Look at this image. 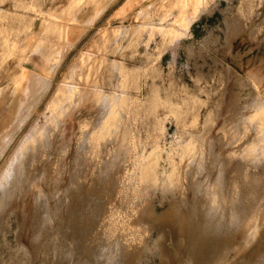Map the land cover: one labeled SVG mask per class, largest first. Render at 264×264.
Returning a JSON list of instances; mask_svg holds the SVG:
<instances>
[{"label": "rangeland", "instance_id": "obj_1", "mask_svg": "<svg viewBox=\"0 0 264 264\" xmlns=\"http://www.w3.org/2000/svg\"><path fill=\"white\" fill-rule=\"evenodd\" d=\"M196 1L200 0H182L179 4L178 0H0V32L10 38L18 52L5 60L0 71V90L11 91L7 102L12 103L19 96L22 70L28 69L27 78L34 70L45 75L37 79V85L39 82L43 85L39 93L36 91V97L30 96L33 98L28 97L27 103L24 102L21 129L12 135L0 157V176L25 137L36 127L44 126L49 115L48 105L58 89L66 91L79 84L86 93L68 104L61 126L53 135V144L62 152L57 158L53 153L50 155L47 166L51 165L54 171L41 174L25 191L28 217L34 194L39 192L46 200L42 208L53 211L52 219L44 224L42 234L29 230L28 222L27 233L24 231L21 235L18 217L22 214L16 210L19 204L16 198L9 208L15 211L10 215V227L0 234V264H107L111 247L121 239V232L117 229L110 232L105 227L107 220L123 209L120 200L113 205L77 207L73 201L78 197L71 194L88 193L87 184L93 178L113 180L121 175L124 165L132 167L136 157L148 169L151 167L148 180L139 181L142 185L136 190L139 207L135 215L144 239L131 246L120 244L112 264H179L178 258L171 260L168 255L185 246L181 235L182 220L189 214L185 199L191 200L193 192L183 187H188L195 178L217 186L222 200L234 197L250 202V212L242 223V236L235 238L237 244L223 264L256 263L257 253L251 250L264 237V120L254 117L257 108L264 105V0H205L195 14ZM184 15L194 16L193 22L188 33L174 44L160 27H177ZM118 28L121 30L115 34ZM115 62L123 63L133 74L127 90L132 105L122 116L125 118L122 128L135 138L136 148L134 156L119 166L118 174L114 169L109 170V164L106 175H93L101 154H92L87 144L82 145L81 125L88 121L87 134H90L103 119L104 108L88 91L93 87L107 94L114 91L121 79L116 71H110ZM90 70L93 72L87 77ZM256 94L259 98L254 101ZM232 126L236 127L232 129ZM192 138L197 139L199 146L212 148L213 160H218L215 173L198 174L191 158H181L177 153ZM119 145V139L102 141L101 153L118 150ZM136 176L139 178L140 173ZM170 178L175 181V187H167ZM209 192H204V204ZM95 197H86V200L105 201L103 197ZM73 209L85 217L95 215V220L89 226L73 225L72 213H69ZM199 209L206 211V205ZM172 215L175 221L170 225L167 220ZM218 220L216 225L220 226L221 218ZM46 230H50L49 235L58 249L54 246L45 249L44 243L51 242ZM52 232L55 233L52 235ZM36 244L39 247L42 244L41 248Z\"/></svg>", "mask_w": 264, "mask_h": 264}, {"label": "bare ground", "instance_id": "obj_2", "mask_svg": "<svg viewBox=\"0 0 264 264\" xmlns=\"http://www.w3.org/2000/svg\"><path fill=\"white\" fill-rule=\"evenodd\" d=\"M172 2H170V4ZM179 3H182V0L181 1L178 0V4ZM204 3H205V0H200L198 2L196 1L195 8H194L195 14L199 11V9H201V7L204 5ZM166 4L168 5V3H166ZM182 5H184V2ZM31 8H33V7H31ZM179 9L181 12V8H179ZM167 10H168V8H167ZM162 14H163V12H162ZM179 15H180V13H179ZM186 15H187V13H186ZM193 18H194V16L187 18L184 15L180 18L179 26L176 27L174 25L175 27L174 26L166 27V26L161 25L160 28L163 29L162 31L166 35L169 36V38L171 39L172 42H174V44H177L178 40L183 35L188 33L190 26H191V23L193 22ZM175 20H176V17H175ZM52 26H53V24H52ZM47 28H49V27H47ZM157 28L159 29V24H158ZM120 30H119V28L115 29L114 33L118 34V32ZM106 31H107V29H106ZM106 31H105V33H106ZM103 34H104V32H103ZM5 35H3V33L0 32V46L3 47V50L0 49V55H1L0 71L4 67L3 63L5 62V60H7L11 56L17 55V53H18L16 51V45L10 40V38L7 35L6 36ZM104 35H106V34H104ZM30 39L31 38H29V40ZM72 42H74V41H72ZM42 43L43 42L41 41L39 43V46H41ZM60 44H62V43H60ZM64 47H66V46H64ZM66 51H67V49H66ZM66 51L64 50V52H66ZM87 51H89V49H87ZM87 54H89V53L87 52ZM61 56H62V53H61ZM257 56H258V54H257ZM86 57H84V58H86ZM53 58L55 59L54 56H53ZM95 58H97V57H95ZM116 58H117V56H116ZM23 59H25V57H23L21 59V61ZM32 59H34V58H32ZM121 62L124 63V61H121ZM121 62L113 63L111 65V68H110V71L112 73L114 71H116L121 77L119 83L116 85V88H114L113 92L110 91L111 93L107 94L99 87H96V88L93 87L88 91L89 93H93V97H94L96 103H98V104L100 103L102 105V107L104 108V113H105L103 119L100 120L101 121L100 124L97 127H95V129L92 132H90V134L89 133L87 134L89 122L85 120V121H83V123L81 125V139H80V141H81L82 145L87 144L89 149L93 151L92 154L95 152H100V154H101L100 155L101 159L98 163V167H95L93 169V172H92L93 175H97L99 173L100 175L103 176V175H106V173H108L109 170H113V169H114L115 173L118 174L119 173V166L121 164L128 162L129 158H132V156H134L133 150L136 148V145L133 144L135 142L134 141L135 138L131 135V133L129 134L127 129L122 128L123 126H125L124 125V119L125 118H122V116L124 114H126L129 106L132 105V103H131L132 97H130V93L129 94L127 93V90L129 88V84L131 83V80H133V74L131 72H129L127 70V67ZM10 63H11V61H10ZM55 63H53V66L55 65ZM77 63L79 64V62H77ZM74 65H77V64L75 63ZM52 68H54V67H52ZM27 70L28 69L21 71L22 75H23L22 76L23 77L22 78L23 79L22 80L23 86L20 90L18 89L19 90L18 91L19 96L12 103L7 102V100L9 99V96L11 94V91L8 90L6 92H2V90H0V157L2 156L1 154H3L2 152H5L3 150H4V148L7 147L6 146L7 143H9V141H11L10 139H11L12 135L23 124V120L21 119L22 109L24 108L25 104L27 103L26 101L28 100V97L29 98H30V96L36 97V93L39 91V89H41L40 85H43V84H40L41 82H39V81H38L39 83L37 85V79L43 78L45 76L44 73H41V71H35L34 70V71L30 72V78H27V77H25V75L28 74ZM30 71H31V69H30ZM84 72H85V70H84ZM92 72L90 70V73L87 74V77ZM70 73H71V71H70ZM48 74H49V72H48ZM68 75H70V74L68 73ZM0 77H2L1 73H0ZM90 78H91V76H90ZM19 79H20V76H19ZM33 80H35L36 82ZM86 82H87V80L84 81V83H86ZM114 82H115V80H114ZM80 84H82V83H80ZM62 86H63V83H62ZM68 86H70V85H68ZM68 86H66V87H68ZM42 88H44V86ZM84 93H85L84 88L82 86H80L79 84H74L72 87H69L68 90H66V91L61 89V88L58 89L56 94L54 95V98L52 99V101L48 105L49 115L46 116L44 126L42 128L36 127L34 129L33 133L31 132V135L28 134V135H30L28 138L25 137L24 142L19 147L17 152L15 151L16 153L14 154V156L12 155L13 158L12 157L10 158L12 160L9 161L8 166L6 165L4 172L1 173V176H0V234H1V232L4 231L3 229L6 230V229H8V227H10V225H9L10 215L15 211H14V209L10 210L9 208H10V206H12V204L14 203V200L16 198L19 199V204L16 205V210H20V213L22 214V217L20 216L21 218L18 217V222H19L20 227H21V235L24 231H25V233H27L26 228L28 227V225H27L28 222H30L29 223V230L31 229V230H34L35 232L41 231L40 234H42V230H43L42 227L45 226L44 224H46L50 218L52 219L51 214L53 211L51 212V211H48L47 209L45 210L44 208H42V206H44L46 204L45 203L46 200L44 201L42 199L44 197V195L40 194L39 192H36L34 194L33 208L30 211L31 215L28 217V211H26L27 210V208H26L27 203L25 204V199H26L25 198V191L29 185L33 184V182L36 178L41 176V174L51 173L54 171L51 168L52 167L51 165L47 166L50 155L53 153L54 157L57 158L58 156H62V152L60 150H58L57 146H55L53 144V135L61 126L62 117L64 115L65 110L67 109L68 104L72 103L73 100L78 99ZM139 94H141V93L139 92ZM31 98H33V97H31ZM258 98H259V96L256 94V98L254 101L258 100ZM139 99H140V97H139ZM35 100L37 101V99H35ZM21 102H22V104H21ZM24 102H26V103H24ZM261 103H262V101H261ZM89 105H90V103H89ZM75 108H76V106H75ZM81 109H83V108H81ZM89 109H90V107H89ZM254 110H256V109H254ZM77 111H78V109H77ZM87 111H88V109H87ZM84 114H85V112H84ZM25 115H28V114L26 113ZM73 115H75V114L73 113ZM85 115H87V114H85ZM254 117H258L261 120H264V105L263 104L261 106H259V108H257V111H255V113H254ZM26 118H27V116H26ZM127 122H128V120H127ZM239 122H238V125H239ZM78 124H79V122H78ZM234 124L237 125V123H234ZM233 127H236V126H232V129H233ZM31 130H33V129H31ZM60 131H62V130H60ZM118 136H120V137H118ZM13 139H14V137H13ZM107 139H114V140L119 139V141H120L119 149L117 148L118 150L106 151L104 154H102L101 153L102 151L100 150V148L103 147V146H101V142L105 141ZM103 149H104V147H103ZM211 149L207 150V148L202 147V145L199 146L197 144V139L192 138L190 141L188 139V142L184 146H182L180 148V151H178L177 153L179 154V156L181 158H185V157L191 158L192 164H195L196 165L195 167H197L198 174H201V173H207V174L212 173L213 174V173H215V171L217 169L216 164L218 163L217 162L218 160H215L217 162V163H215V161L213 160V153H212ZM214 157H216V156H214ZM109 164H111V167L108 170V168L106 166ZM115 166H118V168ZM139 166H141V167L139 168ZM218 166H220V163ZM47 167H49V168L47 169ZM150 168L148 169L147 166H144V164H142L140 162L139 157H136L132 161V167H130V164L127 166L124 165L123 172L121 173V175L120 176L116 175L117 177L113 178V180H110V178L108 179V178H103V177L102 178L101 177L100 178H93V179H91L92 181H89V183L87 184L88 193H86L84 195L83 194H79V195L77 194V196L75 194H71L72 197H75V198L78 197L76 199V201L75 200L73 201V205L77 206V207L82 206V205L84 206L87 204L89 206L90 205H98V206L99 205H113V203H115L117 200H120L121 206H123V209L118 212L117 216H111L107 220L106 227H105V228H108L110 232H112L116 229L121 232V235H120L121 239L116 241V243H113V246L115 248L113 246L111 247V252L109 253V258H107V260L105 261L107 264H112L113 254H114V252L118 251L117 248L120 246V244L122 246H126L125 244L127 243V244H129L127 246H131L133 244V242L139 243L140 241H142L144 239V234L141 230V226L138 224V221L136 220L137 217L135 215V212L137 211V209L139 207V195H138L136 190H138L137 186L140 185L138 183L139 181L148 180V173L150 172ZM138 170H139V172H138ZM218 170L220 171L219 167H218ZM137 173H140L139 178H138V176H136ZM218 174H220V173H218ZM47 176H49V175L47 174ZM206 183L204 184L198 178H195L194 181L191 182V184H188V187H186V188L183 187L184 189H191L193 192V197L191 200L185 199L186 205L189 209L188 216L182 220L184 225L182 226V234L181 235L184 238L183 244H185V246H184V248H182V247L179 248L177 253H173L170 256L168 255V257L171 260L178 258V260L180 261L179 264H223V262L226 263L227 254H229L230 253L229 251L234 249L233 247L237 244L235 241V238L238 235H240V237L242 236L241 235V230H243L242 229V227H243L242 223L247 219L248 212H250L248 210V208L250 206L249 201H244V199L234 198V197L232 200H228L227 198L222 200L219 196L218 189H216L217 186H215L214 184H211L209 182L207 184ZM141 185H140V187H141ZM167 187H169V188L175 187V181L172 178H170ZM36 188H37V186H36ZM204 189L210 191L209 194L208 195L206 194L207 196H205V197L209 196L207 202L204 201L205 204L202 202V198L204 197V194H205ZM203 190H204V192H203ZM140 191H141V189L139 190V192ZM30 195H31V193H30ZM95 196H97V198L103 197V198H105V201H103V200L102 201H96V200L88 201L89 199L86 200V197L96 198ZM204 199L206 200V198H204ZM29 202H32V201L30 200ZM42 204H44V205H42ZM198 205L201 206L202 209L206 205V211H204V209L200 210L201 208L198 210V207H199ZM70 206H72V205H70ZM74 206H72V207H74ZM238 206H240V209L238 208ZM69 213H72L70 220L72 221L73 225L81 224V223L90 225L95 220V215L90 214V215H88V217H85V216H82L80 214V212L76 209L74 211H70ZM220 213L222 214V216ZM64 214H65V212H64ZM76 214L78 216L74 217V215H76ZM54 217L57 220H59V218H57L56 215ZM66 218H68V217H66ZM218 218H221V221H222V224H220V226L216 225ZM60 221L64 222V219L63 220L61 219ZM66 221H67V219H66ZM167 221L171 225L175 221L173 215L171 217H169V219ZM84 227H86V226H84ZM62 228L63 227H61V229ZM74 229H75V226H74ZM78 230H79V228H78ZM46 232L49 235L50 230H48V231L46 230ZM46 232H45V234H43V236L46 235ZM25 233H24V235H25ZM53 233H55V232H52V235H53ZM61 233H63V231H61ZM243 233H245V236H246V232H243ZM32 234H33V232H32ZM46 237H45V240H46ZM48 237L49 238L51 237V242L44 243L45 249L46 250L50 249L53 246L55 248H57L58 244L55 243V240L52 241L53 237L51 236V234ZM71 238H72V235H71ZM33 239H32V241H33ZM42 240H43V238H42ZM246 240L247 239H245V243L246 242L249 243V240L248 241H246ZM257 240H258V238H257ZM56 241H58V240L56 239ZM110 242H112V241H110ZM62 243H64V242H62ZM251 243H253V242H251ZM33 245H35V244H33ZM38 245H40V244H38ZM38 245H37V247H39ZM41 246H42V244H41ZM41 246L39 248H41ZM59 246H61V245H59ZM62 246L64 247V245H62ZM246 247L248 250V245ZM67 248L69 249V247H67ZM59 249H61V248H59ZM36 250H38V249H36ZM139 250H141V248ZM251 251L253 253H257V260H256L255 264H261V263L264 264V237H262L261 241L258 242L257 245ZM167 254H169V253H167ZM248 260H249V262H252V261H250V259H248ZM227 262H229V260H227ZM232 262L230 264H232ZM234 263H235V261H234Z\"/></svg>", "mask_w": 264, "mask_h": 264}]
</instances>
